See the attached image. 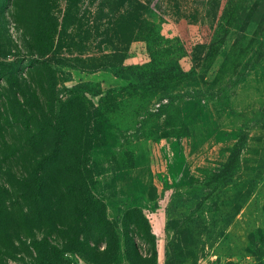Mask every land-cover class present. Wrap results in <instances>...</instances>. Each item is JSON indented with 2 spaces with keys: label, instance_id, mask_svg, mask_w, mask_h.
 Segmentation results:
<instances>
[{
  "label": "rangeland",
  "instance_id": "rangeland-1",
  "mask_svg": "<svg viewBox=\"0 0 264 264\" xmlns=\"http://www.w3.org/2000/svg\"><path fill=\"white\" fill-rule=\"evenodd\" d=\"M0 264H264V0H0Z\"/></svg>",
  "mask_w": 264,
  "mask_h": 264
},
{
  "label": "trees",
  "instance_id": "trees-1",
  "mask_svg": "<svg viewBox=\"0 0 264 264\" xmlns=\"http://www.w3.org/2000/svg\"><path fill=\"white\" fill-rule=\"evenodd\" d=\"M72 214H74V212L71 214L68 213L67 217L70 219ZM75 215H76V219H77L78 224L82 223V225H84L85 228H87V229H90L92 227L91 221L93 220L92 219L93 214H92L90 208H87V209H84V208L80 209L79 208L78 209L76 207L75 208ZM102 223H104V225H105L107 223V221L104 218H98V217L96 218L94 216V224L93 225L96 226V228H97L95 232H96L98 238H101V239L103 238L105 240L109 237H108L107 232L105 230V227H104V225H102ZM84 233L87 234L86 237H88V239H91L92 236L90 235V231L86 230V231H84Z\"/></svg>",
  "mask_w": 264,
  "mask_h": 264
}]
</instances>
